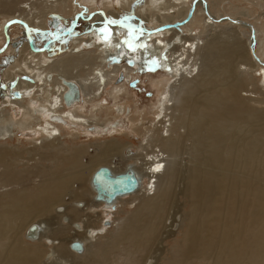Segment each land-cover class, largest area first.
I'll return each mask as SVG.
<instances>
[{"label": "bare ground", "instance_id": "obj_1", "mask_svg": "<svg viewBox=\"0 0 264 264\" xmlns=\"http://www.w3.org/2000/svg\"><path fill=\"white\" fill-rule=\"evenodd\" d=\"M224 1L117 0V9L105 0L84 16L67 12L69 0H22L13 13L14 2L0 0V62L9 64L0 68V105L8 107L0 110V141L13 140V126L40 137L26 161L0 147V264H264V24L245 22L250 10ZM124 8L136 16L121 15ZM51 15H59L52 27ZM79 18L88 39L78 32ZM198 24L202 31L192 35ZM120 33L131 36L121 40ZM59 45L63 55L50 54ZM149 62L166 75L153 81L156 118L142 117L139 146L112 136L81 146L62 141L65 127L101 136L107 111L128 117L118 100ZM67 82L80 93L70 105ZM108 86L118 102L110 109L102 104ZM81 103L91 106L89 115L79 112ZM115 127L110 134L120 131ZM103 167L114 176L132 170L138 188L99 199L93 177ZM183 200L190 208L178 222ZM122 202L133 210L115 224L110 216ZM102 216L115 227L107 241L93 243L98 230L109 229Z\"/></svg>", "mask_w": 264, "mask_h": 264}, {"label": "rangeland", "instance_id": "obj_2", "mask_svg": "<svg viewBox=\"0 0 264 264\" xmlns=\"http://www.w3.org/2000/svg\"><path fill=\"white\" fill-rule=\"evenodd\" d=\"M21 1L22 0H10V2H14V8L12 10V13L17 10V8L19 6V2H21ZM104 1L105 0H93V1H91V0H69L68 5L66 6V10H67V12L70 11L72 13L74 9H77L78 13L80 12V13H83L82 15L88 16L90 14V11L86 12L85 8H89V7L91 8L92 6H94V7L97 6L96 7L97 10H100V9L102 10L103 9V5L102 4H103ZM113 2L115 4V6H116L117 0H113ZM253 2L254 3L255 2L258 3L257 0H254V1L253 0H250V1L249 0H225L223 2V4H224L223 7H226V5H227V6L237 7V8L248 9L251 12V16L248 18L249 20H244V21L245 22H249V23L251 21L252 23L257 24L258 26H261V25L264 24V20H263V17H264V4L261 7L258 4L256 5V3L254 5ZM71 4L73 6L75 5V8H73V6ZM116 8L118 9V6H116ZM58 10H59V12H61L63 10V8L62 7H58ZM126 10H127L126 8H124L122 11L120 10L121 13H122L121 15L136 16L133 11L131 12V11H128V10L126 11ZM123 13H125V14H123ZM5 15H6V13L3 10L0 9V23L3 20ZM58 16L55 15L54 18H53L52 15L49 16V17H46L50 27H52V25H53L52 21L55 20L56 18H58ZM61 16L63 17V15H61ZM61 16H60V18H61ZM68 17H69L68 18V22L66 20L67 18L64 17L62 19L66 20V22H67L66 24H68L67 26H70V24L72 23V18H71L72 15H69ZM138 19H140V18H138ZM78 21H80V26H78V32L80 34H82V37L84 39H88L89 36L84 37L86 35V34H84L85 33L84 32L85 31L84 30V26H83V24H85L84 21L80 20V18L78 19ZM141 25H142V27H146V28H148L150 26L152 27V25L150 23H148V22H144V23L141 22ZM194 28H196V31L193 30ZM198 28H200V29H198ZM24 30H25V28H24ZM217 30L219 31L220 29H217ZM48 31H51V30L49 29ZM48 31H46V35L47 36L50 35V32H48ZM191 31H192V35L195 34V33L198 34L197 32L202 31V28L198 24V26H191ZM99 33L101 34V32H99ZM203 33H205V32H203ZM120 36H121V40H125V38L129 40V37L131 36V34H127V37H125L124 34L120 33ZM26 37H27V35H26ZM168 37H171V35L168 36ZM27 39H28V37H27ZM28 41H29V39H28ZM121 42H123V41H121ZM42 43L43 42H41V45H42ZM128 45H129V42H128ZM0 47H1V43H0ZM127 47H129V46H127ZM140 47L142 48L143 46L140 45ZM130 48H131V50H133L132 52L137 51L134 46L130 45ZM86 49H87V47H86ZM89 49H92V48H89ZM94 50H96V48ZM99 52L100 51L96 52V56L100 54ZM52 53L55 54L56 56H62L63 55V51H61L60 45L54 47L53 48V52H50V54H52ZM259 55L260 54H257L258 57H259ZM123 60L121 61V64H123L125 66L127 64V61L125 59H123ZM119 61L117 60L115 63L112 62V64L113 63L117 64V62H119ZM262 61H263V59H262ZM93 62L96 64V60L95 59H94ZM128 65H129V63H128ZM1 67H3V69H8L9 64L6 61H3L2 63L0 62V68ZM84 68H87V67H84ZM91 68H93V66L89 67V72H91V70H90ZM109 68H111V67H109ZM197 71H198V66H196V72L195 73H197ZM82 72H83L82 74L85 75L87 73V69H83ZM133 72H134V70H133ZM259 72H260V70H259ZM164 75H166V73L164 71L160 70L159 67L155 64V62H149V64L147 63L145 66L142 67L141 70H139L133 76L134 79L137 78L139 80V81L134 82V83H136V86L131 88V87H128L126 85V87L128 89L124 91V93L121 95V98L118 100L119 104H120V102L121 103L123 102L129 108L128 111H127V115L129 114L128 117L126 116V117H122V118L118 119V118H115L113 116L111 111H107V113L102 114L100 119L102 121H106V125L108 127L107 129H109V130L106 131V130L102 129V132L100 131L101 132L100 133L101 136L98 135V134L97 135L94 134V136H93L92 134L89 135V134L85 133L86 131H88L90 133H93L94 130H92V128L91 129H83V128H76V127H65L64 128V130H65L64 133L66 135L64 136L65 138L62 139V141L63 142L67 141V144H69V145L81 146L83 143L85 144V143L94 141L95 139H101L100 141H103V140H107L108 137L111 138V136H112V137L121 138L122 141H125L126 139H128V140L131 139V141L135 144V146H139V144L143 142V140H142V135L143 134H141L140 130H142L144 128V126L146 125V123L142 124V122H141L142 121V117L146 116L150 112L149 117L150 118H154V117L156 118V116H154L152 114V111H153L154 104L156 103L155 101H157V98H158L159 89L155 86L153 81L155 79L162 78V76H164ZM14 79H15V82L16 81L19 82L20 79H21V76H15ZM113 79L115 80L114 82L117 81L116 77H114ZM111 85H113V84H111ZM110 86H108V88H107L108 89V93H105V94L102 95L103 96L102 104L108 106L107 109H110L111 106H114V104L118 103L109 94V92L113 88V87H110ZM3 106H4V104L1 102L0 110H1V108L8 110L7 109L8 107L4 108ZM78 107L80 109L79 112L81 114H83V115H89L90 114L91 106L88 103H81V104L78 105ZM10 108H11V113L14 116L16 123H17V121H22L23 120L22 111L17 106H14V105H10ZM145 122H147V121H145ZM113 125L116 126L115 128L117 130H120V131L119 132H115L113 134H110L109 132L115 130V129H113L114 128ZM25 130L26 129L23 130L19 126H13V131H14L13 138H12L13 140H7V141L2 140V141H0V147L1 148H8L9 149V150H7L8 153H18L20 155L19 159L22 160V161H26L28 159V155H29L28 151L35 150L34 149V147H35L34 144L37 141H38L37 143L40 142L38 140L40 138L39 135H37L35 133H32V132H27ZM91 131H93V132H91ZM77 132H79V134H77L78 138L76 137V139L75 138L71 139L72 136H70V135L74 134V133H77ZM95 132H97V131H95ZM262 135H264V133H262L261 136ZM35 140H37V141H35ZM136 150L132 151L133 153L132 152H130V153L128 152V153L131 156H133V155H135ZM90 151H92V148H90ZM40 152L42 153V155H43V153L44 154L47 153L46 150H42V151L40 150ZM38 155L39 154H37V156ZM178 158L180 159L179 156H178ZM87 160H89L88 156H86L84 158V162H86ZM113 164L117 166L116 169H118V170L120 168L123 169V167L120 166L121 163H120L119 160L113 161ZM193 169L194 170H200V166L199 167H193ZM77 185H79V184L77 183ZM67 201H69V200H67ZM182 203L184 204L182 206L183 207L182 209L180 208V204L178 205V207L175 208V209H177V210H175L176 211L175 214L178 217L177 218L178 222L180 220V218H179L180 216L179 215L184 214V212H186L190 208V205H189L188 202H185L183 200ZM130 206L131 205H126L124 202L119 204L116 207V209L114 210V212H116L115 214H117V213H119V214L114 215V217L110 216V219H111L110 221L113 222L114 219H115L116 220L115 224H117V222H119L120 219L125 218L124 215L126 216L127 214L131 213V211L133 210V207H130ZM180 209H181V211H180ZM178 211H179V213H178ZM102 217H103L104 221L109 219V217H106V216H102ZM100 219H101V217L98 219V221L97 220L96 221L100 222ZM175 223H177V222H175ZM115 224L113 225V227H112L113 229H112V228H109L112 225L111 226L108 225V220L105 221L103 223V225L104 226L105 225L108 226L109 229H107V230L104 229L103 231L102 230H100V231L98 230V233H96L98 235H96V237H95V238H98V239H94L93 243H96V240H97V242H105V241H107L108 238L110 237L109 235H111L109 232L114 230ZM99 225H100V223H98L97 226H99ZM101 225H102V221H101ZM174 228L176 229V227H174ZM97 229H100V228H97ZM178 238H181L180 235H178ZM173 243L174 242H169L168 245H167L168 246L167 248H170V246H172ZM68 259L71 260V258H68ZM83 263L84 264H95L94 262H92L90 260L88 261V259L85 260ZM195 264H200V262H196Z\"/></svg>", "mask_w": 264, "mask_h": 264}, {"label": "water", "instance_id": "obj_3", "mask_svg": "<svg viewBox=\"0 0 264 264\" xmlns=\"http://www.w3.org/2000/svg\"><path fill=\"white\" fill-rule=\"evenodd\" d=\"M112 60L117 61L115 58ZM129 63L132 65V62ZM122 79L123 76L121 75L118 81H121ZM66 85L68 91L64 94V101L66 105H70L73 101L79 99L80 93L78 87L74 83L67 82ZM93 184H95L97 188L98 198L104 201H112L119 194L131 193L139 186L138 179L132 170L114 176L107 167L100 168L95 173ZM35 230L36 225L31 226L28 235L32 236ZM72 248L77 251H82V245L78 242H74Z\"/></svg>", "mask_w": 264, "mask_h": 264}, {"label": "flooded vegetation", "instance_id": "obj_4", "mask_svg": "<svg viewBox=\"0 0 264 264\" xmlns=\"http://www.w3.org/2000/svg\"><path fill=\"white\" fill-rule=\"evenodd\" d=\"M136 81H139L137 78L136 79H134L133 81H131L129 84H128V87H134V86H132V85H135L136 86V83H134V82H136ZM133 83V84H132ZM131 84V85H130ZM132 154V153H131ZM128 155H130L129 153H128Z\"/></svg>", "mask_w": 264, "mask_h": 264}]
</instances>
